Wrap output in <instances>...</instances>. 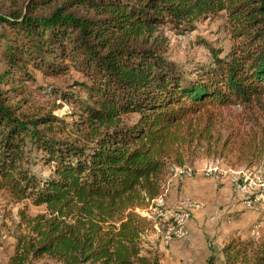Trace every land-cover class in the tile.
Returning a JSON list of instances; mask_svg holds the SVG:
<instances>
[{
    "label": "trees",
    "instance_id": "16d2710c",
    "mask_svg": "<svg viewBox=\"0 0 264 264\" xmlns=\"http://www.w3.org/2000/svg\"><path fill=\"white\" fill-rule=\"evenodd\" d=\"M218 15L232 45L207 64L185 70L149 42ZM70 70L82 80L52 87L50 108H25L36 74ZM199 158L264 175V0H0V195L44 207L19 211L6 264H162L166 222L136 210ZM221 253L264 264V235Z\"/></svg>",
    "mask_w": 264,
    "mask_h": 264
},
{
    "label": "rangeland",
    "instance_id": "374dc122",
    "mask_svg": "<svg viewBox=\"0 0 264 264\" xmlns=\"http://www.w3.org/2000/svg\"><path fill=\"white\" fill-rule=\"evenodd\" d=\"M194 28V30L181 33L170 30L166 26H159L155 35L149 39V42L155 47L165 49L163 53L169 60L188 71L190 68H194L197 65L200 66L210 62V48L219 50L220 56H224L228 53L232 45V40L230 39V34L225 26V19L221 15L200 20L195 23ZM204 42H206V46ZM36 78L38 83L29 85V102L25 106V108H28L29 110H47L55 101V97L52 95V87H63L65 86L64 84L67 82L71 83L72 80H82L80 74L74 70H70V75L63 77L60 80L42 78L40 74H36ZM57 103H61L63 106L56 111V114L66 115L71 112L72 107L65 102L64 98L57 99ZM66 119L70 120V117H67ZM71 137L75 138V135H72ZM212 164L219 166L221 172H224L225 174L210 176L207 173V168ZM195 165L196 169H194ZM39 166L40 163H38V166L34 169L39 170ZM184 166L191 167V176L179 177L175 175L174 168L180 166H172L167 170L162 184L161 193L159 194L163 195L162 206L157 205L158 195L151 201L147 208L136 210L143 216H155L158 218L161 223V228H164L166 221L157 215L156 210H173L178 207L180 202L188 200L199 202L201 204L200 208L193 211L202 213V216L207 214L206 212L208 210L219 209L227 213L231 210L232 201H244L246 204V199L248 198V196L235 189V181H242L245 177H248L249 180L257 183L258 179H264V175L261 177L260 171L257 168H254V170H245L242 167L233 168L225 161L216 158H199ZM222 186H227L228 190L220 191ZM256 191L257 189L254 190V192ZM249 207H257L261 212H264L263 201L256 202ZM22 209L30 215L44 211L43 206H33L28 200L14 203L6 194L0 195V264H6L5 259L7 252H10L12 250L11 247L15 244V236L18 233L17 223L20 220L18 213ZM157 232L161 235L159 238V250L162 264H177L175 260L170 259L167 256L163 257V251L168 248L174 239L168 243H164L163 236L165 231L159 232L157 230ZM261 237L262 236H257L252 239L257 241L260 240ZM154 238H156L155 235L150 237L151 240ZM183 238H176V240ZM212 240L216 239L214 238ZM216 241L207 242L208 252L210 251V253L215 256L217 254L220 255L219 251L221 250L222 245L225 244V242L218 243ZM196 261L197 263L200 261L198 264H203V262L201 263L202 260L198 259ZM43 262L44 261H39L36 264H43Z\"/></svg>",
    "mask_w": 264,
    "mask_h": 264
},
{
    "label": "crops",
    "instance_id": "0c3cea01",
    "mask_svg": "<svg viewBox=\"0 0 264 264\" xmlns=\"http://www.w3.org/2000/svg\"><path fill=\"white\" fill-rule=\"evenodd\" d=\"M194 169H196V165ZM226 190H228L227 186L220 188V191ZM231 205V210L227 213L219 209L208 210L204 216L197 211L190 212L185 225L186 235L183 239H174L168 248L163 251V257L167 256L175 260L177 264H198L200 263V261L197 263L196 260L198 259L205 264L210 255L207 246L208 241L217 240L218 243H226L232 238L238 237L247 240L248 238L264 235V212H261L257 207L247 206L244 201H232ZM214 238L216 240H212ZM11 248L12 250L7 252L5 262L12 254L14 246ZM219 252L220 255H217L220 264L224 256L221 250Z\"/></svg>",
    "mask_w": 264,
    "mask_h": 264
},
{
    "label": "built area",
    "instance_id": "2783aa9c",
    "mask_svg": "<svg viewBox=\"0 0 264 264\" xmlns=\"http://www.w3.org/2000/svg\"><path fill=\"white\" fill-rule=\"evenodd\" d=\"M174 171L175 175L179 177H188L192 175V169L189 166L175 167ZM207 173L210 176L225 174L224 172H221L220 167L215 164L208 166ZM234 187L240 193L248 196V198L246 199V204L249 206L253 205L256 202L264 201V193L262 191L264 187L263 178L258 179V182L255 183L249 180L248 177H245L242 181H235ZM256 189L257 191L254 192V190ZM162 196V194L159 195L157 199V205L159 206H162L163 204ZM200 207L201 204L199 202L184 200L180 202L178 207L173 210H156L157 215L160 218L165 219L166 221V229L163 236L164 243H168L172 239L183 238L186 235L185 225L187 220L189 219L190 212Z\"/></svg>",
    "mask_w": 264,
    "mask_h": 264
}]
</instances>
